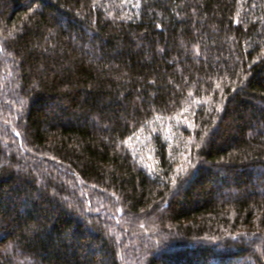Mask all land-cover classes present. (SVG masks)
<instances>
[{"label": "trees", "instance_id": "16d2710c", "mask_svg": "<svg viewBox=\"0 0 264 264\" xmlns=\"http://www.w3.org/2000/svg\"><path fill=\"white\" fill-rule=\"evenodd\" d=\"M0 264H264V0H0Z\"/></svg>", "mask_w": 264, "mask_h": 264}]
</instances>
